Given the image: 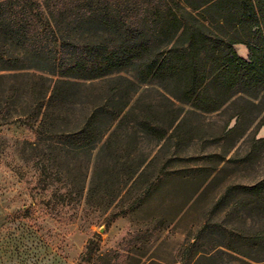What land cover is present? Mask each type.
<instances>
[{"label": "rangeland", "instance_id": "374dc122", "mask_svg": "<svg viewBox=\"0 0 264 264\" xmlns=\"http://www.w3.org/2000/svg\"><path fill=\"white\" fill-rule=\"evenodd\" d=\"M116 76L137 82L140 107L184 109L185 129L195 138L184 134L156 145L137 127L129 149L149 161L166 146L109 206L120 182L106 189L110 176L95 161L97 149L72 151L69 119L59 121L52 137L39 139L36 126L25 124L26 97L7 99L9 85L1 83L0 264H143L153 253L155 264H192L197 251L214 258L200 264H264V143L251 147L253 136L264 138V126L245 130L249 118L226 133L235 124L228 121L229 102L199 114L164 92L175 89L174 81L139 84L131 68ZM164 159L165 173L151 189ZM143 202L146 212L137 213Z\"/></svg>", "mask_w": 264, "mask_h": 264}, {"label": "trees", "instance_id": "16d2710c", "mask_svg": "<svg viewBox=\"0 0 264 264\" xmlns=\"http://www.w3.org/2000/svg\"><path fill=\"white\" fill-rule=\"evenodd\" d=\"M235 45L247 47V60ZM130 68L139 84L174 81L175 89L164 92L192 112H217L229 102L228 121L235 124L226 133L249 118L245 130L254 125L257 132L264 126V0H0V84L9 85L3 93L26 97L25 124L36 126L39 139L52 137L59 121L69 119L72 151L97 149L95 161L110 176L106 189L120 182L109 206L166 146L149 161L129 149L137 127L156 145L184 134L195 138L185 129L184 109L139 106L137 82L114 77ZM262 143L253 136L251 147ZM202 260L214 258L197 251L192 264Z\"/></svg>", "mask_w": 264, "mask_h": 264}, {"label": "bare ground", "instance_id": "6f19581e", "mask_svg": "<svg viewBox=\"0 0 264 264\" xmlns=\"http://www.w3.org/2000/svg\"><path fill=\"white\" fill-rule=\"evenodd\" d=\"M234 50L236 51L239 57L241 58L247 57V49L244 45H235ZM261 133L264 134V128L261 130Z\"/></svg>", "mask_w": 264, "mask_h": 264}, {"label": "crops", "instance_id": "0c3cea01", "mask_svg": "<svg viewBox=\"0 0 264 264\" xmlns=\"http://www.w3.org/2000/svg\"><path fill=\"white\" fill-rule=\"evenodd\" d=\"M247 54H248V51H247ZM145 202H146V200H145ZM144 205H145V203L143 202L142 204H141V206L139 207V209H137V213H142V212H146V211H144L142 208L144 207ZM163 214V213H162ZM186 244V243H185ZM183 245H184V242H183ZM151 253V252H150ZM154 255H155V253H153V255L152 256H150V258H149V260H147L145 263H143V264H155L154 263V261H153V259H154ZM147 258V257H146Z\"/></svg>", "mask_w": 264, "mask_h": 264}]
</instances>
